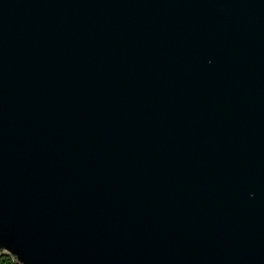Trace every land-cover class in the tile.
Returning a JSON list of instances; mask_svg holds the SVG:
<instances>
[{
  "label": "water",
  "instance_id": "95a60500",
  "mask_svg": "<svg viewBox=\"0 0 264 264\" xmlns=\"http://www.w3.org/2000/svg\"><path fill=\"white\" fill-rule=\"evenodd\" d=\"M2 254L264 264V0H0Z\"/></svg>",
  "mask_w": 264,
  "mask_h": 264
},
{
  "label": "trees",
  "instance_id": "16d2710c",
  "mask_svg": "<svg viewBox=\"0 0 264 264\" xmlns=\"http://www.w3.org/2000/svg\"><path fill=\"white\" fill-rule=\"evenodd\" d=\"M13 260L15 259L13 258ZM0 264H18V263L12 261L11 256L2 254L0 255Z\"/></svg>",
  "mask_w": 264,
  "mask_h": 264
}]
</instances>
